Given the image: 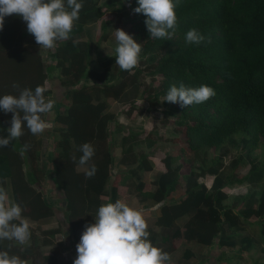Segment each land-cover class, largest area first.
<instances>
[{
	"label": "trees",
	"instance_id": "1",
	"mask_svg": "<svg viewBox=\"0 0 264 264\" xmlns=\"http://www.w3.org/2000/svg\"><path fill=\"white\" fill-rule=\"evenodd\" d=\"M82 3L70 38L57 41L52 51L57 84L64 93L55 101L51 121V134L57 141L49 153V177L63 200L72 250L77 251L85 225L95 222L99 206L120 200L119 186L125 187L126 194L142 208H151L154 220L147 230L154 246L171 256L177 249L175 241H179L181 251L171 264H191L195 250L202 248L221 251L214 259L220 264L219 257L227 248L236 246L238 255L251 250L256 241L264 243V157L260 161L243 158L259 146L264 148V0H178L177 24L174 31L169 30L170 39L150 38L146 17L133 11L138 0ZM125 4L130 9L128 34L141 44L140 59L145 57L141 65L145 63L143 69H151L149 75L159 78L146 99L163 106L162 121L173 117L172 124L182 136L176 152H163L162 144L167 140L156 128L146 132L126 128L117 122V114L107 110L110 98L126 105L119 112L126 120L136 111L137 99L146 92L140 89L139 66L131 72L122 71L115 64V53H96V63L91 65L93 47L83 38L84 26L99 18L105 19L106 26L112 15L126 12ZM193 28L206 37L204 43H186L185 34ZM34 39L21 17H5L0 53L7 65L3 75L11 79L7 94L19 95L12 87L14 82L20 89L44 87L49 65L43 62L44 51ZM105 40L101 33L98 42ZM181 84L186 88L206 84L216 95L183 108L164 101L170 86ZM46 89L48 97L51 89ZM3 95L0 91V97ZM12 115L0 110V136H8L4 129L11 126ZM166 123L160 125L165 127ZM23 131L17 141L0 147V186L22 207L31 238L26 245L2 240L0 250L19 256L27 264H70L62 256L61 241H56L62 234L57 221L60 214L45 203L37 188L43 180L35 158L41 134L33 135L27 127ZM235 142L241 144L245 155L239 153L230 159L227 168L222 159ZM83 143H91L95 149L86 165L79 164L82 153L78 149ZM25 144L29 148L22 154ZM154 145L163 152L158 159L163 170L147 177L145 160ZM92 164L97 172L87 178L85 173ZM245 166V172L239 173ZM206 176L211 177L209 186L202 180ZM146 184L150 189L144 188ZM177 187L179 196L169 198ZM231 188L242 191L228 193L226 189ZM253 219L258 228L250 234L247 230ZM259 250L264 252V247ZM206 254L200 258L207 259L209 252L208 257ZM231 264H238V260Z\"/></svg>",
	"mask_w": 264,
	"mask_h": 264
},
{
	"label": "clouds",
	"instance_id": "2",
	"mask_svg": "<svg viewBox=\"0 0 264 264\" xmlns=\"http://www.w3.org/2000/svg\"><path fill=\"white\" fill-rule=\"evenodd\" d=\"M177 3L178 0H138V7L133 11L146 17L150 38L170 39L169 30L174 31L177 24ZM82 8V0H0V30H3L5 17L19 16L40 48L53 49L57 41L70 38ZM114 35L115 64L122 71L131 72L139 65L141 44L123 29L114 30ZM207 39L210 43V38ZM205 40L206 37L195 28L185 34V41L189 44L200 45ZM12 87L19 91V95L0 97V110L13 114L11 126L7 128L8 136H0V147L3 148L13 140L17 141L24 134L25 127L33 135L46 132L51 122L45 116L50 117L54 108V101L44 95L45 87L20 89L15 82ZM215 95V90L206 84L198 88L172 85L164 101L179 103L183 108L204 103ZM28 148L29 145H23L21 153ZM78 151L82 153L80 165L88 164L95 154L91 143H83ZM96 172L97 168L92 164L85 175L91 178ZM22 211V207L11 201L7 190L0 186V241H16L20 245L29 243L30 223L22 217ZM94 220V223L85 225L76 246L74 264H171L170 254L149 240L148 224L140 209L122 200L108 202L99 206ZM0 264H27V261L0 250Z\"/></svg>",
	"mask_w": 264,
	"mask_h": 264
},
{
	"label": "rangeland",
	"instance_id": "3",
	"mask_svg": "<svg viewBox=\"0 0 264 264\" xmlns=\"http://www.w3.org/2000/svg\"><path fill=\"white\" fill-rule=\"evenodd\" d=\"M125 10L126 12L123 13H118L116 15H110L111 16V22L108 23L106 26H103V21L105 20L104 18H99L92 24H87L84 26L85 32L83 38L86 41H89L90 45L93 47V53L91 54V65H94L95 62V54H100V56L104 55H111L115 53L114 49L116 47V41H115V35H114V30L116 29H123L125 32L128 33L129 30V19H130V9L127 4H125ZM103 33L105 34L106 40L105 41H99L100 39V34ZM34 42L35 39H34ZM98 42V43H97ZM40 47V46H39ZM97 49L98 52H96L94 49ZM41 51H44V53L41 54V57L43 59V62L45 64L49 65V69L47 72V78L44 81V87L51 89V93L47 99H52L54 101V108H57V103L55 102V99H58L59 97H62L64 90H60L56 77L58 75V71L53 67L54 64V59L52 56V51L53 49H44L40 48ZM145 57L141 58L139 62V68L141 69L140 73V89H144L146 92H143V98L137 99L136 102V112L133 111L129 115V119H124L123 116H119V112L123 109L126 108V105L123 106L120 103H117L113 99L108 98L106 100L107 103V110L110 113H115L117 114V121L120 123H124L123 125L127 126L126 128H133V129H142L145 132L149 131L152 128H156L157 131L162 133L163 138L166 139L162 144V149L163 152L169 151V150H174L175 152L178 151V143L181 142L182 136L179 132L176 131L175 126L172 124L173 117H167L165 120L162 121V116L160 114V111L162 110L163 106L160 104H151L147 99L146 96L147 94H152L154 89L157 87L159 81L158 77L156 75H149V72L151 69H143V66L146 65L145 63L141 65L143 62V59ZM3 59V53H0V91L2 94H7V91L10 88V83L11 79L7 77L6 75H3V73H7V65L5 62L2 60ZM162 99L158 100V103H160ZM154 112L153 116L152 113ZM167 122V123H166ZM161 123H166L165 127H162L160 124ZM54 126L51 124V128L48 129V131L44 132L41 134V143H40V149L38 154H36V162L40 164L41 172L43 175V180H41L40 186H37L38 190L42 193L44 196V201L45 203H48L51 205L56 212L60 214L59 220V225L62 228V234H59L56 236V241H61L62 248V256L64 259H69L70 264H74V260L77 257V251L72 250L71 248V240L69 236V229L66 221V213L63 210V200L61 198V194L57 190V188L54 186V184L51 181V178L49 177L51 173V168L52 164L49 159V153L52 151V149L55 146V143L57 139L56 137L51 134V129H53ZM4 132H6V135H8L7 129H4ZM170 139V141H168ZM174 141V142H173ZM142 146V145H141ZM151 150V154L147 156L145 160L146 164V171H149L148 176H151L153 170L156 166H160L158 159L162 156L163 152L159 153V150H157V147L154 146ZM46 152L48 155H46ZM239 153L242 155H245V150L241 148V144L238 142L234 143V146H229V149L227 153L223 156V163L225 164V167L229 168V161L230 159L235 158ZM212 154V151H208V157ZM255 158V160L260 161L264 157V148L263 147H258L256 150L252 151L249 156H243L244 159L248 160L251 158ZM149 166V168H147ZM246 170V166L243 167L242 169H239V173H244ZM204 181V184L206 186L210 185V176H206L205 178L202 179ZM228 190V193H235L237 190L242 189H226ZM120 191V190H119ZM121 195L124 194L122 190L119 192ZM171 195L177 197L180 194V188L177 187L173 192L170 193ZM169 194V195H170ZM169 197V196H168ZM171 198V197H169ZM228 202L230 201L229 199L227 200ZM154 215L151 217L145 216V220L147 224H151L154 220L153 218ZM182 219L178 220V223L181 224ZM253 225L251 228L247 230L250 234L252 232L256 233V230L258 228L257 226V220H252ZM246 231V230H245ZM179 241H175V245H177L176 251L171 254V259L174 260L175 257L178 256V254L181 251V248L178 246ZM260 247H264V243L260 244L258 241L255 242L254 247L249 250L248 252H241L238 255L235 253L236 246L232 249L227 248L224 250L223 255L220 256L219 258L220 264H231L234 262V259L238 260V264H264V252H261L259 249ZM196 249V247H194ZM196 256L195 259L191 260V264H217L214 259L217 258L216 256L220 255L219 250H216L215 248H212L209 250V248H202L201 250H195ZM208 252H209V257H208ZM207 253V259H202L200 256H203ZM232 258V262H231ZM172 262V261H171Z\"/></svg>",
	"mask_w": 264,
	"mask_h": 264
},
{
	"label": "crops",
	"instance_id": "4",
	"mask_svg": "<svg viewBox=\"0 0 264 264\" xmlns=\"http://www.w3.org/2000/svg\"><path fill=\"white\" fill-rule=\"evenodd\" d=\"M59 99V98H58ZM58 99H55V101H57ZM56 109V108H55ZM55 109H53L52 110V113H51V116L50 117H48V116H45V119H49L50 120V122L52 121V118H53V116H54V110ZM115 114V113H114ZM119 116H122V115H119ZM125 119V118H124ZM118 122V121H117ZM118 123H120V122H118ZM51 124H52V122H51ZM120 124H124V123H120ZM51 128V127H50ZM48 131V130H47ZM49 132V131H48ZM154 146H156V145H154ZM157 147V146H156ZM153 150V149H152ZM163 150V149H162ZM159 152H161V151H159ZM46 155H48V153L46 152ZM40 165V164H39ZM161 170H163V168L162 167H159V166H156L153 170H151V172H152V174H153V172L154 171H161ZM148 174H149V171L148 172H145V175L147 176V177H149L148 176ZM151 174V175H152ZM119 188V190L121 191L122 190V192H124V194L123 195H121V193H119L120 194V200H122L123 202H125V203H127V204H129V205H131V206H133V207H135V208H138V209H140L141 211H142V213H143V215H144V218H145V216H147V214H148V216H150L151 217V213H150V211H151V208H142L140 205H139V203L136 201V199L134 198V197H132V196H128L127 194H126V192H125V187H123V186H119L118 187ZM145 189H150V185L149 184H146L145 185V187H144ZM169 197H172V198H176L175 196H173V195H169ZM178 197V196H177ZM154 207H156V206H153V208ZM147 218V217H146ZM145 218V219H146Z\"/></svg>",
	"mask_w": 264,
	"mask_h": 264
}]
</instances>
